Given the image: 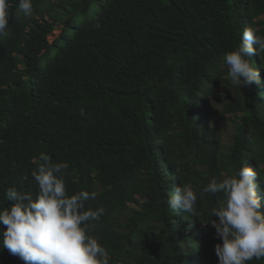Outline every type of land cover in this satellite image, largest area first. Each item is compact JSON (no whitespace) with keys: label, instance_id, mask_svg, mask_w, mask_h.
<instances>
[{"label":"trees","instance_id":"1","mask_svg":"<svg viewBox=\"0 0 264 264\" xmlns=\"http://www.w3.org/2000/svg\"><path fill=\"white\" fill-rule=\"evenodd\" d=\"M32 4L27 18L8 0L0 35V210L14 203L9 188L35 199L31 173L44 152L68 164L69 195L96 193L85 209L105 213L88 232L109 264H218L210 222L225 198L202 188L251 167L264 214V52L248 58L260 83L247 87L231 83L221 60L245 29L264 35V0ZM182 185L197 192L196 215L167 204ZM0 264L24 262L0 247Z\"/></svg>","mask_w":264,"mask_h":264},{"label":"clouds","instance_id":"2","mask_svg":"<svg viewBox=\"0 0 264 264\" xmlns=\"http://www.w3.org/2000/svg\"><path fill=\"white\" fill-rule=\"evenodd\" d=\"M19 9L31 18L32 0H19ZM8 0H0V35L8 27ZM100 27L99 24L96 25ZM264 52V35L245 29L235 51L221 57L231 83L247 87L260 83V69L248 59ZM80 115H85L84 108ZM37 168L31 175L37 186L35 199L30 193L16 188L6 191V199L14 203L0 210V247L17 256L24 264H109L107 249L89 234L88 222L98 220L105 213L85 209V202L96 199V193L81 190L69 195L64 181L66 162H54L41 152L34 158ZM258 173L243 166L235 174L213 179L201 194L222 193L225 201L212 209L211 226L222 243L215 245L218 264H248L264 258V214L258 194ZM197 192L190 185L175 187L167 204L191 215L197 214Z\"/></svg>","mask_w":264,"mask_h":264},{"label":"rangeland","instance_id":"3","mask_svg":"<svg viewBox=\"0 0 264 264\" xmlns=\"http://www.w3.org/2000/svg\"><path fill=\"white\" fill-rule=\"evenodd\" d=\"M92 15H93V10H91L89 17ZM58 32L59 30L56 29L53 34L56 35L58 34ZM54 35H51L50 38L52 39ZM215 89L217 91H221L223 88L222 86H217ZM214 110L217 114L220 110V106L216 105ZM226 116H229V114H226ZM220 127L222 129V137L224 141L227 142L230 139L231 133L233 131V122H231L229 119L222 120L220 123Z\"/></svg>","mask_w":264,"mask_h":264}]
</instances>
